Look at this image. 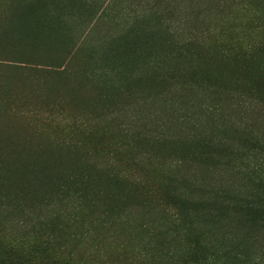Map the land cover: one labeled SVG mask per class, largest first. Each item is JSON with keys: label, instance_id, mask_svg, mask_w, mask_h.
<instances>
[{"label": "rangeland", "instance_id": "374dc122", "mask_svg": "<svg viewBox=\"0 0 264 264\" xmlns=\"http://www.w3.org/2000/svg\"><path fill=\"white\" fill-rule=\"evenodd\" d=\"M248 3L0 0V264H264V107L215 91L264 77Z\"/></svg>", "mask_w": 264, "mask_h": 264}, {"label": "trees", "instance_id": "16d2710c", "mask_svg": "<svg viewBox=\"0 0 264 264\" xmlns=\"http://www.w3.org/2000/svg\"><path fill=\"white\" fill-rule=\"evenodd\" d=\"M248 4L251 6L256 4L257 5V9H255L254 11L256 12L255 14V18L257 19V21H260L261 19L264 21V1L262 2L261 0H248ZM260 17V18H258ZM249 37V39H244L246 37ZM252 37V38H251ZM227 43L221 44V46H219V49L221 52H223L224 54L227 55V59L226 61L229 62L230 59H228L230 56L232 55H236L239 56L240 59L242 60H248L250 58L256 57L258 55L264 54V23L261 26L255 27L253 32L248 33L247 35L245 34H240L237 35V37L235 38H228L227 39ZM182 41V42H181ZM178 40L176 43V52H187L189 46L194 43L191 42L190 40ZM198 40H196L197 42ZM175 46V43H174ZM261 72V70H259ZM242 78L244 79L243 81V85L242 86H227L224 88H218L216 89V95L221 96L223 93H225V95L227 96V98L229 99V101H239L242 103V105H244V107H246V109L250 110L251 112H253L254 110H256L257 108H259V105H261L262 107H264V77L261 76L262 73H258L257 72V77L252 76L251 77V73L249 71L244 72ZM220 92V93H218ZM257 98H254V97ZM242 99L247 100V101H242ZM249 111V112H250ZM238 131L236 132L237 134H240V136L243 135H247L250 136V140L253 141L254 143H250L249 141L247 143L249 144H256V145H260V142L257 139H253V135L254 133L252 132H248L247 133V129L244 128L242 129L241 127L236 128ZM232 131V128L226 129L225 131ZM217 132H212L209 133L204 139L203 142L206 145V148H211L212 149H221V150H227V146L225 144V141L223 142L222 140H218L217 139ZM100 153H102V151H100ZM232 157H234V153L232 152ZM230 154V155H231ZM228 156L226 159H230L232 158L231 156ZM207 156V154L204 155V157ZM234 161H236L235 158H233V161L231 162V160L228 162V167H231V165H234ZM246 166H249V168H245ZM259 164L257 163V161H250V162H246V161H240L238 162V166H232L233 168L228 169L229 172H235L237 171L241 176H243V178L247 179L248 178V169H252L253 172L257 171L256 169L258 168ZM254 180V181H258V182H262V178H260L259 176L255 175V174H251L250 176V180ZM187 182H189V186L190 188L193 189H197V188H209L201 183H198L196 181H192V180H188ZM222 186H220L219 188H216V190H221L222 194L226 195L225 198V202L226 201H231L234 200L235 198L239 197L240 194H238V192H241L238 188H234L233 183H229V184H222L220 183ZM172 211H175L176 215L172 216V219L175 220L176 223H178V225L180 226L181 224H184V229L186 230V237L189 238V236L191 235V237H195L196 238V232H198L197 230H194L192 228H186L189 225L185 226V223L181 222V217L180 216V212L178 208H172ZM195 243V242H194ZM193 243V244H194ZM49 241L43 242L42 243V247L44 246L45 248H48L49 246ZM12 248H16V247H12ZM40 248V247H38Z\"/></svg>", "mask_w": 264, "mask_h": 264}]
</instances>
